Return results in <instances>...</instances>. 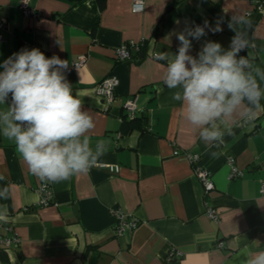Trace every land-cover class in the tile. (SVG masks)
Listing matches in <instances>:
<instances>
[{
    "label": "crops",
    "instance_id": "1",
    "mask_svg": "<svg viewBox=\"0 0 264 264\" xmlns=\"http://www.w3.org/2000/svg\"><path fill=\"white\" fill-rule=\"evenodd\" d=\"M257 1L144 0L143 13L136 14L135 0H105L102 10L97 0H30L38 16L25 17L20 0H0V63L25 47L67 60V80L95 122L91 144L107 146L87 173L47 183L53 204L42 207L37 188L43 182L0 135V189L9 188L8 198H0L7 219L0 221L19 237L18 245L0 248V264H244L249 252L264 251V108L243 126L236 125L238 117L217 121L235 135L208 147L172 99L175 90L163 83L166 64L154 59L157 52L176 53L173 30L205 21L215 26L219 19L223 30L193 40L192 55L205 40L227 50L234 36L228 21L237 15L251 22L243 29L249 41L243 56L264 69V10L255 9ZM130 41L143 43L142 52L117 61L115 49ZM80 56L84 64L73 68ZM109 75L119 82L110 105L95 91ZM130 100L146 126L123 133L122 106ZM6 107L0 104V111ZM193 152L214 185L206 196L186 155ZM228 157L241 177L229 179ZM206 204L218 223L206 216ZM112 209L127 221L135 218L137 228L116 236ZM0 236H9L4 227ZM172 250L181 256L168 262Z\"/></svg>",
    "mask_w": 264,
    "mask_h": 264
},
{
    "label": "clouds",
    "instance_id": "2",
    "mask_svg": "<svg viewBox=\"0 0 264 264\" xmlns=\"http://www.w3.org/2000/svg\"><path fill=\"white\" fill-rule=\"evenodd\" d=\"M145 7L144 0H135L132 12L143 13ZM222 23L219 19L215 26L205 21L203 26L173 30L179 41L176 53L154 55L166 64L162 80L175 90L172 99L181 102L185 120L199 129V138L208 147H219L226 135H235L233 127L222 129L217 121L238 117L236 125L243 126L264 108V69L240 55L249 46L243 29L251 22L246 17L232 15L228 21L234 36L227 50L219 42L205 40L192 55V41L222 31ZM68 68L67 60L46 57L36 47L22 48L0 63V104L7 105L0 111V135L14 144L29 172L43 183L87 173L107 151L105 141L91 144L95 122L78 93H73ZM219 154L211 153L213 158ZM8 195L7 186L0 189V198ZM6 219L7 206H2L0 220ZM244 264H264V251L249 252Z\"/></svg>",
    "mask_w": 264,
    "mask_h": 264
},
{
    "label": "built area",
    "instance_id": "3",
    "mask_svg": "<svg viewBox=\"0 0 264 264\" xmlns=\"http://www.w3.org/2000/svg\"><path fill=\"white\" fill-rule=\"evenodd\" d=\"M19 10L25 17H37L38 13L36 10L30 6V0H20L18 5ZM255 9L261 12L264 10V1L260 0L257 1L255 4ZM195 26V25H194ZM4 28V23L0 19V30ZM1 41V35H0ZM143 43H137L130 41L128 43L122 44L115 49V58L117 61L129 60L133 56H137L140 53V49ZM85 62V57L80 56L78 57L77 61L72 64L73 68H78L82 66ZM119 82L118 79L113 76L109 75L103 78L96 86V93L103 98L104 101L107 102L108 105L112 103L115 98L116 88ZM124 116L126 119H134L137 115V107L134 101L130 100L123 104L122 106ZM178 152L175 151L174 155H177ZM190 163L192 164L194 175L200 181L205 196L208 195L211 191L214 190V185L209 177V173L203 169L200 164V155L197 152L188 153L186 154ZM227 165L229 166L230 173L229 179L237 178L242 176V172L234 166V158L228 157L227 158ZM260 193L264 195V184L261 185ZM38 194V205L42 207H46L48 205L53 204L52 202V192L47 183H41L37 188ZM111 214L115 219L114 225V233L116 236L124 235L125 233H131L134 229L137 228L138 221L135 218H131L130 220H125L123 213L118 209H112ZM205 214L206 216L218 223V215L212 207L208 204L205 205ZM4 227L5 231L9 234V236H0V248L3 250H7L12 244L18 245L19 244V237L13 230L8 227L4 226L0 221V228ZM218 247H221V244H218ZM181 253L177 250H172L169 252L168 255V262H171L174 258L180 257Z\"/></svg>",
    "mask_w": 264,
    "mask_h": 264
},
{
    "label": "trees",
    "instance_id": "4",
    "mask_svg": "<svg viewBox=\"0 0 264 264\" xmlns=\"http://www.w3.org/2000/svg\"><path fill=\"white\" fill-rule=\"evenodd\" d=\"M80 1V0H79ZM98 4H99V9L102 10L105 6V0H97ZM143 50V45L140 49V52H142ZM243 52L242 51L240 53V55L243 56ZM146 126V122L144 121V119L140 118L138 116V114L136 115V117L134 119H126L125 116L122 117V122H121V131L123 133H129L133 130L136 129H141L142 131L145 129ZM3 252L0 251V254H2Z\"/></svg>",
    "mask_w": 264,
    "mask_h": 264
}]
</instances>
